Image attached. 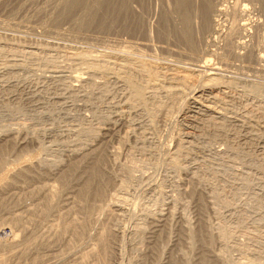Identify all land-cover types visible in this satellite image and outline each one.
Returning a JSON list of instances; mask_svg holds the SVG:
<instances>
[{
    "label": "rangeland",
    "instance_id": "obj_1",
    "mask_svg": "<svg viewBox=\"0 0 264 264\" xmlns=\"http://www.w3.org/2000/svg\"><path fill=\"white\" fill-rule=\"evenodd\" d=\"M236 1H220L226 14L214 18L223 33L211 47L223 55L210 56L203 72L204 47L166 32L177 0H0V75L5 66L31 67L30 88L58 91L63 84L44 80L43 69L85 66L104 84V105L125 107L96 116L80 111L73 95L69 108L53 112L15 98L11 107L24 110L0 113V264H264L255 186L178 153L195 88L212 85L245 107L264 108V60H255L264 54V0H239L240 13ZM106 69L131 81L100 79ZM170 74L179 88H167ZM78 88L98 92L88 83ZM54 139L78 142L70 150ZM204 146L210 156L224 148Z\"/></svg>",
    "mask_w": 264,
    "mask_h": 264
},
{
    "label": "bare ground",
    "instance_id": "obj_2",
    "mask_svg": "<svg viewBox=\"0 0 264 264\" xmlns=\"http://www.w3.org/2000/svg\"><path fill=\"white\" fill-rule=\"evenodd\" d=\"M220 1L217 4H215V2H213V0H177L178 6H179V8L176 9L178 15H175V16H177V19H174L173 16L167 12H166V16H165L166 17V25H167L166 32L168 34L174 33L178 37L179 41L181 40L182 42L187 43L192 48L202 50L201 48L204 47L203 50H204L205 59L203 61V65H200L203 72L205 70H208V68H207L208 62L213 59L210 56L215 55V50L212 49L211 46H214L216 44V42H218V43L220 42V41H217V39L223 33V31H221L222 29H220L221 27H219V23L216 20L218 18H216V19L214 18V16H216V15L220 16V14H222L226 8V7L224 8V6L223 7L219 6V5H223L222 4L223 2L221 3ZM175 2H176V0H175ZM238 2H239V0H237L235 2V4H233V7L235 10H237L240 13L243 11V6H242V4L239 5ZM178 6H176V7H178ZM224 13L226 14V10ZM96 14H98V13H96ZM235 21H237V20H235ZM169 22H171V24H174L173 22H175V24L172 27L170 26V28H169V26H168ZM236 25H237V23H236ZM237 26H239L238 29H240V28L243 29L245 27V23H238ZM229 32L231 33V31H229ZM225 33H227V32H225ZM239 33H241V32H239ZM239 33H238V37H237L238 41L236 43L238 45H241L243 43L240 40L241 35H239ZM232 34H234V36H235V32L233 33V31H232ZM223 35H225V34H223ZM230 35H228V36L231 37ZM223 38H224V36H223ZM232 38H233V35H232ZM235 38H236V36H235ZM228 40H226V41H228ZM230 42L232 43V41H230ZM180 43H179V45H180ZM233 43H235L234 40H233ZM237 44H236V46H237ZM190 46H188V47H190ZM227 47H229V45H227ZM230 47H231V45H230ZM233 47H235V46H233ZM221 48L223 50V47H221ZM242 48L243 47H241V50H242ZM234 51H235V54L240 55L238 53L239 51L237 53H236L237 50H234ZM191 52H192V50H191ZM219 52L217 51L215 56H217V53H219ZM221 54H222V52H221ZM225 55H226V53H225ZM257 59L258 60H264V54L257 53L255 60H257ZM217 68L218 67H215L214 70ZM218 69H220V68H218ZM19 70H21V72L22 71L26 72L25 77L23 76L19 80L13 79L14 73L18 72ZM93 70H94V68H93ZM108 70L107 71L102 70L101 73H98V75L101 76L100 79L101 78L106 79L108 77L109 80L111 79V82H112V79L116 80V81H122V82L123 81L124 82L125 81L126 82L131 81V76H128V75L126 76L125 73H122L119 71L113 72L111 70H109V72H108ZM212 70H213V68H212ZM30 73H32L31 67H25V66L22 67L21 65H17V64H13L12 66H5L3 68L2 73L0 75V93H1L0 94V113L1 114H3V111H8V110L10 111L13 109H15L17 112L24 110L23 109L24 106L21 104H18L16 106L13 105V107H11L9 102L14 101L15 98H17L19 100L25 99L28 103H30V105L34 108V110H38V108H42V109H47L49 112H53V110L56 111L57 109H63V107L65 108V106L66 107L70 106V105H68L69 103H66V102L71 101L74 97L73 95H77L76 96L77 99L75 97L74 98L76 100H78L77 102H78L79 106L77 105V108L79 107L80 111L87 110L96 116H100L103 114L111 115L110 114L111 112H112V116H113L116 114V112H118V110L121 111V110H123V108H125L123 106H118V105L115 108L114 107L110 108V106H108L106 104H105L106 106L104 105V99H103V96H101L103 93L100 92L101 86H103L104 84L102 83V81L101 82L99 81V83H97V81L96 82L93 81V79L91 77L92 76V69L86 68L85 66L84 67L78 66L77 68H72V67L65 66V65L64 66L49 65L48 67L43 69V71H42L43 79L50 81V82L51 81H54V82L60 81V83L63 84L62 86L63 87L65 86V88H66V90H64V91H63V87L59 88L57 91V88H56L57 86L56 87L54 86V89H52V88L50 89L47 87H38L37 88V86H36V88L33 87V89H32V87L30 88V86H28V85H30V83H26L27 82L26 80H28L27 76ZM205 73H208V72H205ZM207 79H206V81H207ZM65 80H68L70 82V84L67 83L68 84L67 85L65 83ZM166 81H167L166 82L167 88H173V87L175 88V87L180 86V84H181V79H179V77L177 78L171 74L166 77ZM44 82H46V81H44ZM105 82H108V80H106ZM81 83H88L92 86H95L96 87L95 90H98V92L92 91V92L82 94L81 92H79L80 89L78 88V86ZM107 86L109 87V84ZM211 86H209L208 84L202 85L200 88L199 87L195 88L191 92V97H190V101H189L190 105L188 106L187 113H186L187 118H188L189 131H188L187 136H186L187 140L185 141V143H183L184 140L182 141L183 144L181 143L182 145L180 146L181 148L179 147L178 153L181 156L190 157L193 160V163H192V160H191V163L196 168L203 167L208 171H212L213 173L216 171V169H217V172H218V170L223 169L224 171L226 170V172H229V173H227L226 177L230 174L233 177L234 176L245 177L247 179V181H249L248 184L249 183L251 184V185L249 184L250 186H253V185L255 186V187L253 186L255 188V191L253 190L254 192H252V191L251 192L256 194L255 199L258 201V204H260L264 209V108H262L261 106L258 108L245 107L241 103L240 104L237 103V100L235 101L232 98L233 96L230 97L226 94L225 95L223 93L221 94V92H218L219 90L217 91ZM55 88H56V90H55ZM22 90H23V92H21ZM78 92L81 94L78 95ZM9 93H10V95H8L6 97V95ZM70 93H71V95H70ZM67 94H69V95H67ZM54 100H60V101L62 100L64 105L59 106L57 104V101H54ZM64 100H65V102H64ZM118 102H119V100H118ZM242 103H244V102H242ZM124 106H125V104H124ZM105 107H107V108H105ZM72 124H70V125L64 124V126L62 127V130H65V131L70 130L72 127H74V126L71 127ZM57 126H58V124H57ZM122 126H123V124H122ZM58 127H61V125H59ZM75 128H76V126H75ZM79 128L77 127L75 130L73 129L72 131L71 130L70 131L73 132V131L77 130L76 132H78ZM120 128H122V127H120ZM15 129H17V128H15ZM48 129L52 133L53 128H48ZM82 129H80V130H82ZM11 130H14V129L12 128ZM87 130H85V132ZM10 132H12V131H10ZM53 132H55V131H53ZM81 138H83V137H81ZM75 139H74V141H72V139H70V141L67 140V142H63L62 140H55L54 139V142H57V144H62L66 148L73 150V148L75 147V142L76 143L78 142ZM78 139H80V138H78ZM82 140L83 139H81L80 142H83ZM211 141H216L217 143H220V145L222 147H224V148H222L223 150L219 148L220 151L218 150V152H216L217 155L215 153L216 157L214 154H212L210 156L209 153L206 151L207 146L206 147L204 146L205 143H208V142L210 143ZM215 145H213V147ZM237 165H239V168H241V169L236 167ZM222 171H221V173L224 174V172H222ZM233 177H231V178H233ZM243 179L244 178H242V180ZM233 180H234V178H233ZM251 181L253 183H251ZM244 183H246V182H244ZM86 186H84L83 189H85ZM82 193H83V195L85 194L84 191H82ZM254 194H252V195L254 196ZM260 205H258V206H260ZM257 248H256V252H258V250L259 251L262 250V249L260 250L261 247H259L258 249ZM207 262L208 261L207 260L205 261V259H204L201 264H208ZM179 263H180L179 260H174V264H179ZM209 263L212 264L210 262V260H209ZM215 264H216V262H215Z\"/></svg>",
    "mask_w": 264,
    "mask_h": 264
}]
</instances>
